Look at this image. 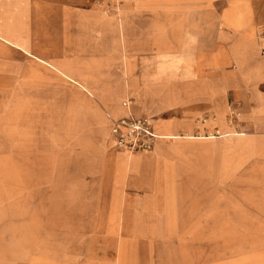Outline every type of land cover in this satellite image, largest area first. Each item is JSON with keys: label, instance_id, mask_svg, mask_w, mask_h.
I'll return each mask as SVG.
<instances>
[{"label": "crops", "instance_id": "0c3cea01", "mask_svg": "<svg viewBox=\"0 0 264 264\" xmlns=\"http://www.w3.org/2000/svg\"><path fill=\"white\" fill-rule=\"evenodd\" d=\"M124 1L120 13L110 16L99 11L98 0H0V48L9 62L0 72L15 70L17 63L21 75L46 67L68 83L26 79L21 84L64 89L70 97H83L88 102L86 108L99 117L102 131H108L109 136L111 119L128 114L147 118L153 132L161 136L150 151L133 156L116 148L115 152L107 150L102 137L90 163L93 195L65 209L63 226L79 232L59 240V246L68 251L59 254L57 262L46 263L39 245L23 238L21 220L20 237L5 240L4 264H173L177 257L173 254V195L193 200L184 209L187 218L183 223L179 220L177 264H189L191 257L194 264H264V238L259 240L264 236V202L250 214V220L245 219L250 226L245 237L253 232L256 236L245 239L249 256L239 262L232 259V247L222 253L225 257L221 260L215 243H204L206 232L212 233L213 241L221 226L231 228L234 221L220 218L219 207H205L203 202L206 195H221V183H235L241 168L247 169L241 195L264 199V138L256 136L264 135V101L248 105V95L241 89L244 82L253 85L258 81L254 75L264 80V65H257L251 76L242 78V57L233 58L236 69L226 70L223 65L228 60L219 50L206 49L204 43L184 36L172 40L170 21L155 19L142 26L136 22L135 13L166 8L169 2ZM237 20L231 12L224 15L230 26L239 24ZM189 30L182 28V33H191ZM202 31L198 28L196 35L201 36ZM13 54L21 57L20 63H13ZM230 89H235L241 101L242 127L254 132L238 131L246 136L228 141L220 136L199 139L203 134H197L207 127L198 119L206 111L218 115L213 131L220 135L232 130L221 117L228 101L224 95ZM124 102L130 104L129 109ZM94 103L104 106L103 114ZM178 105L181 111L174 116L171 111ZM169 134L193 138L173 140ZM224 149L233 165L238 163L225 178L220 173ZM164 189H171L172 197L164 195ZM206 246L211 249V260L205 259Z\"/></svg>", "mask_w": 264, "mask_h": 264}, {"label": "rangeland", "instance_id": "374dc122", "mask_svg": "<svg viewBox=\"0 0 264 264\" xmlns=\"http://www.w3.org/2000/svg\"><path fill=\"white\" fill-rule=\"evenodd\" d=\"M98 1L101 2L99 11L110 16L119 14L123 9L122 5L126 3L124 0ZM165 1L169 2L166 8L142 9L135 13L136 22L142 26L151 24L155 19L159 22L170 21L173 26L172 40L184 36L195 43L197 40L199 43H204L206 49L219 50L228 60L223 65L226 70L236 69L233 58L242 57L245 64L240 73L242 78L251 76L254 73L252 70L256 69L257 65H264V0ZM166 10L167 14L164 13ZM230 12L231 17L238 19L239 24L230 26L224 21V15ZM187 27L191 28L189 31L192 34L182 33V28ZM198 28L203 29L199 37L196 35ZM20 59L18 54H13L14 63H20ZM16 65L15 70L11 72H0V264H4L5 240L20 237L21 220L23 238L37 243L45 262L52 263L57 262L56 258L59 254L68 251L67 248L59 246V240H67L65 236L69 234L74 236L77 233L76 229L63 226V219L66 218L65 209L74 206L72 203L85 202V198L93 195L95 190H93L90 163L96 156V146L102 141L104 126L99 117L93 116L88 111L85 105V102H88L83 97L73 98L64 89L57 91L47 86L26 88L21 84L23 79H21L20 66L18 63ZM43 69L32 73L39 74L41 78L48 77L54 83H68L57 73L47 70L46 67ZM255 76L258 78L257 82L253 85L251 81L244 82L241 88L248 95V105L264 101V80H260V75H254V80ZM65 77L68 79L67 76ZM226 96L228 101L224 102L221 117L222 122L229 125L232 130L220 132L219 136L223 137L224 141H228L232 137L246 136L238 131L248 134L254 132L242 127L239 110L241 101L236 96L235 89L227 91L224 97ZM93 105L102 113V104ZM175 107L171 113L177 116L181 110L179 105ZM231 112L234 115L232 124L229 122ZM21 116L23 118H20ZM198 121L207 127L204 132L200 131L197 134H203L198 138L214 139L216 131L212 129L219 121L218 115L206 111ZM106 132L108 134V131ZM209 134L210 136L204 137ZM256 136L259 139L264 138V135ZM167 137L173 140L193 138L174 134H169ZM105 147L115 152L109 135ZM136 154L140 153L131 155ZM235 165L229 151L224 149L221 152V176L225 178L229 175L236 168ZM246 172V168H241L236 173L235 183L230 186L228 183H221V195L214 197L206 195L203 201L205 207H219L220 218H230L234 221L231 222V228L221 226V231L214 233L213 241L212 236H209L212 233L206 232L204 243L206 245L215 243V250L221 252V260L225 257L222 253L226 254L232 247L231 249H235L231 254L232 259L237 262L244 261L249 256L245 253L247 249L245 239L256 236L253 232L251 237L249 235L245 237V233L250 230L245 219L250 220V214L261 207L260 204L264 199L256 195H241L246 188V184L242 182ZM232 186L234 189L230 190ZM163 193L168 196L171 194V189H164ZM172 199L173 254L177 256L173 258V264H177L181 252L178 237L181 228L179 220L183 223V219L187 218L184 209L193 200L187 198V195H173ZM204 227L207 229L208 224H204ZM262 238L264 236L259 240ZM258 250H261L259 245ZM204 251L205 259L211 260L213 258L209 256L211 249L206 246ZM192 261L191 257L189 264H194Z\"/></svg>", "mask_w": 264, "mask_h": 264}, {"label": "built area", "instance_id": "2783aa9c", "mask_svg": "<svg viewBox=\"0 0 264 264\" xmlns=\"http://www.w3.org/2000/svg\"><path fill=\"white\" fill-rule=\"evenodd\" d=\"M129 103L124 102L123 106L129 109ZM233 112L229 115V122L234 121ZM214 136L219 133L214 132ZM157 139L153 132L149 120L145 117H133L128 114L126 117L111 119L110 121V140L113 146L119 150L130 154L150 151Z\"/></svg>", "mask_w": 264, "mask_h": 264}, {"label": "bare ground", "instance_id": "6f19581e", "mask_svg": "<svg viewBox=\"0 0 264 264\" xmlns=\"http://www.w3.org/2000/svg\"><path fill=\"white\" fill-rule=\"evenodd\" d=\"M3 56V57H2ZM2 58V60H4V52L2 51V49L0 48V59ZM11 62V61H10ZM34 62V61H33ZM4 63H9L8 60H4V61H0V68L1 67H6L4 66ZM14 63V62H13ZM3 65V66H1ZM14 67H17L16 65H14ZM2 71V70H1ZM21 79L23 80H30V81H33V82H37V83H44V84H53V80L52 79H49L48 77H42L39 75V74H33L32 71L31 72H28V73H25L24 75H21ZM213 134V133H211ZM157 138H161V136H158L156 135ZM200 136H203V135H200ZM210 136V134L208 135ZM102 137H103V142L106 140H108V134L107 132L104 130L102 131ZM110 137V136H109ZM111 141V140H110Z\"/></svg>", "mask_w": 264, "mask_h": 264}]
</instances>
